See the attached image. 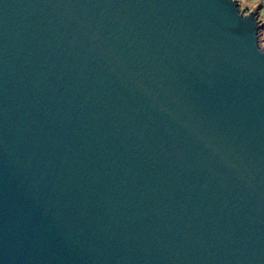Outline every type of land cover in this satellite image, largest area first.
<instances>
[{
	"label": "water",
	"instance_id": "95a60500",
	"mask_svg": "<svg viewBox=\"0 0 264 264\" xmlns=\"http://www.w3.org/2000/svg\"><path fill=\"white\" fill-rule=\"evenodd\" d=\"M261 26L0 0V264H264Z\"/></svg>",
	"mask_w": 264,
	"mask_h": 264
},
{
	"label": "rangeland",
	"instance_id": "374dc122",
	"mask_svg": "<svg viewBox=\"0 0 264 264\" xmlns=\"http://www.w3.org/2000/svg\"><path fill=\"white\" fill-rule=\"evenodd\" d=\"M238 4V9L243 14H246L247 11H252L258 9V5L260 4L259 0H235ZM261 26V32L257 33V45L260 50L264 52V18L259 23Z\"/></svg>",
	"mask_w": 264,
	"mask_h": 264
},
{
	"label": "built area",
	"instance_id": "2783aa9c",
	"mask_svg": "<svg viewBox=\"0 0 264 264\" xmlns=\"http://www.w3.org/2000/svg\"><path fill=\"white\" fill-rule=\"evenodd\" d=\"M259 2L258 9L254 13L258 23H261V20L264 18V0H259Z\"/></svg>",
	"mask_w": 264,
	"mask_h": 264
},
{
	"label": "crops",
	"instance_id": "0c3cea01",
	"mask_svg": "<svg viewBox=\"0 0 264 264\" xmlns=\"http://www.w3.org/2000/svg\"><path fill=\"white\" fill-rule=\"evenodd\" d=\"M238 5V4H237ZM259 6V5H258ZM257 9H255V10H252V12H254V11H256ZM247 12H249V11H247Z\"/></svg>",
	"mask_w": 264,
	"mask_h": 264
}]
</instances>
